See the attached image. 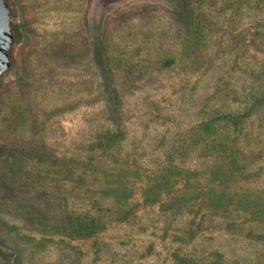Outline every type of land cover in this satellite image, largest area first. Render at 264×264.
<instances>
[{"label": "rangeland", "instance_id": "1", "mask_svg": "<svg viewBox=\"0 0 264 264\" xmlns=\"http://www.w3.org/2000/svg\"><path fill=\"white\" fill-rule=\"evenodd\" d=\"M0 264H264V0H12Z\"/></svg>", "mask_w": 264, "mask_h": 264}, {"label": "water", "instance_id": "2", "mask_svg": "<svg viewBox=\"0 0 264 264\" xmlns=\"http://www.w3.org/2000/svg\"><path fill=\"white\" fill-rule=\"evenodd\" d=\"M122 0H98L105 8ZM15 5L12 0H0V81L16 69L14 48L19 38L15 22Z\"/></svg>", "mask_w": 264, "mask_h": 264}]
</instances>
